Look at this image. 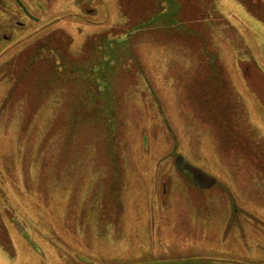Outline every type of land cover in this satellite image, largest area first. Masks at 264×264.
<instances>
[{
	"label": "rangeland",
	"instance_id": "obj_1",
	"mask_svg": "<svg viewBox=\"0 0 264 264\" xmlns=\"http://www.w3.org/2000/svg\"><path fill=\"white\" fill-rule=\"evenodd\" d=\"M42 2L0 57V264H264V0Z\"/></svg>",
	"mask_w": 264,
	"mask_h": 264
},
{
	"label": "flooded vegetation",
	"instance_id": "obj_2",
	"mask_svg": "<svg viewBox=\"0 0 264 264\" xmlns=\"http://www.w3.org/2000/svg\"><path fill=\"white\" fill-rule=\"evenodd\" d=\"M42 1L0 0V57L3 56V61L16 48L19 34L32 33L36 30L37 24L42 20L38 16V10L46 9L45 2ZM45 1L50 3L51 0ZM45 47H42L41 51H47L48 46ZM34 57L35 54L30 57L27 66L30 65ZM4 64L5 62H3Z\"/></svg>",
	"mask_w": 264,
	"mask_h": 264
},
{
	"label": "water",
	"instance_id": "obj_3",
	"mask_svg": "<svg viewBox=\"0 0 264 264\" xmlns=\"http://www.w3.org/2000/svg\"><path fill=\"white\" fill-rule=\"evenodd\" d=\"M180 162H183V161H180ZM183 166H185V169L193 176V178L195 179V182L197 183V184H202V185H204L203 184V181H201V175L199 176V174L198 173H194L193 172V170L191 169V168H189L188 166H187V163H183ZM199 177V178H198ZM214 184V183H213ZM209 185V184H208Z\"/></svg>",
	"mask_w": 264,
	"mask_h": 264
}]
</instances>
